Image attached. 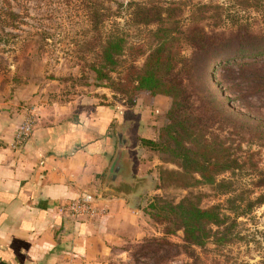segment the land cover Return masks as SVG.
Wrapping results in <instances>:
<instances>
[{
	"label": "rangeland",
	"instance_id": "obj_1",
	"mask_svg": "<svg viewBox=\"0 0 264 264\" xmlns=\"http://www.w3.org/2000/svg\"><path fill=\"white\" fill-rule=\"evenodd\" d=\"M102 3L112 10L117 8L115 0H0V128H5L3 133L0 129V137L11 133L12 142L15 130L28 118H32L34 128L39 120L48 118L51 110L64 105L73 109L83 105L116 107L128 140L126 155L135 178L133 185L123 184L116 191L130 195L131 205L139 206L141 214L135 236L113 250L106 264H187L192 259L182 248L183 231L171 226L169 233H164L165 223L158 221L148 204L155 196L177 203L189 191L202 192L203 208L222 198L213 196L209 187L201 185L191 189H156L159 168L178 167L161 161L160 154L142 144L141 139H155L167 124L171 98L142 90L134 95L132 104L126 95L106 83L95 85L90 64L100 49L103 32L118 24L128 29L130 43L138 44L145 38L135 27L126 25L128 11L124 7L120 14L105 20L103 32L94 31L89 14L95 7L100 9ZM238 13L250 23L254 33L264 34V9ZM256 39L240 46L230 43L223 50L225 55L213 60L208 70L195 73L191 88L196 105L205 108L206 118L210 117L211 129L227 144H233L239 157L256 163L264 174V39ZM134 56L132 53L128 58ZM136 60L138 65L142 63V58ZM115 130L113 123L110 132L114 138ZM256 175L242 174L240 182L251 187ZM260 190L255 189L253 195ZM234 233L238 238L221 249H215L211 241L205 249L195 247L202 264H264V203L239 217Z\"/></svg>",
	"mask_w": 264,
	"mask_h": 264
},
{
	"label": "trees",
	"instance_id": "obj_2",
	"mask_svg": "<svg viewBox=\"0 0 264 264\" xmlns=\"http://www.w3.org/2000/svg\"><path fill=\"white\" fill-rule=\"evenodd\" d=\"M262 1L161 4L157 0H115V10L102 3L100 9L95 7L89 14L91 28L99 32L105 20L120 14L124 7L128 11L126 25L135 27L145 37L132 44L128 41V29L118 24L108 32L102 31L100 49L90 64L95 85L106 83L126 95L132 104L134 95L142 90L171 98L167 124L155 139H141L142 144L160 154L161 161L178 167H160L156 189H191L201 185L209 187L213 196L222 198L203 208L202 192L189 191L177 203L155 196L148 204L158 221L165 223L164 233H169L171 226L183 231L182 248L192 259L187 264H202L195 247L205 249L211 241L215 249H221L235 241L238 218L264 203V174L256 163L239 157L234 145L227 144L211 129L210 117L206 118L205 108L196 105L191 88L195 73L208 70L213 60L225 55L223 50L230 43L240 46L258 37L264 39V34L254 33L250 23L238 13L264 9ZM132 53L135 58H128ZM138 57L142 58L140 65L136 63ZM242 174L256 175L251 187L240 182ZM255 189L261 192L254 196Z\"/></svg>",
	"mask_w": 264,
	"mask_h": 264
},
{
	"label": "crops",
	"instance_id": "obj_3",
	"mask_svg": "<svg viewBox=\"0 0 264 264\" xmlns=\"http://www.w3.org/2000/svg\"><path fill=\"white\" fill-rule=\"evenodd\" d=\"M116 109L64 105L19 146L11 145V133L0 137V264H106L135 236L141 208L103 185L116 151ZM130 164L125 160L123 172ZM84 193L98 197L93 216L60 212Z\"/></svg>",
	"mask_w": 264,
	"mask_h": 264
},
{
	"label": "built area",
	"instance_id": "obj_4",
	"mask_svg": "<svg viewBox=\"0 0 264 264\" xmlns=\"http://www.w3.org/2000/svg\"><path fill=\"white\" fill-rule=\"evenodd\" d=\"M32 129L33 120L32 118H28L15 130L14 139L11 145L13 147L19 146L31 135ZM97 201L98 197L94 194L84 193L61 205L60 212L72 217H79L84 215L93 216L97 212Z\"/></svg>",
	"mask_w": 264,
	"mask_h": 264
},
{
	"label": "water",
	"instance_id": "obj_5",
	"mask_svg": "<svg viewBox=\"0 0 264 264\" xmlns=\"http://www.w3.org/2000/svg\"><path fill=\"white\" fill-rule=\"evenodd\" d=\"M115 135L117 138L116 151L107 169L103 183L106 193L110 191L109 186L112 185L113 181L120 178V174L125 169L124 162L125 160L129 159L126 155V146H128V140L125 136L122 124H118L116 126ZM130 167L132 168V163L130 164Z\"/></svg>",
	"mask_w": 264,
	"mask_h": 264
},
{
	"label": "flooded vegetation",
	"instance_id": "obj_6",
	"mask_svg": "<svg viewBox=\"0 0 264 264\" xmlns=\"http://www.w3.org/2000/svg\"><path fill=\"white\" fill-rule=\"evenodd\" d=\"M126 148H127V146H126ZM120 176H122L121 179L115 180L112 183V185L115 188H117V187H119V186H121L123 184L131 186V185H133L135 183V178L132 176L131 169L125 170V172H122L120 174Z\"/></svg>",
	"mask_w": 264,
	"mask_h": 264
}]
</instances>
